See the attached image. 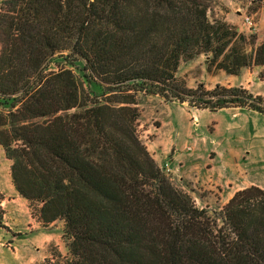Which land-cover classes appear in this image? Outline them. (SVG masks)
I'll list each match as a JSON object with an SVG mask.
<instances>
[{"label":"trees","instance_id":"16d2710c","mask_svg":"<svg viewBox=\"0 0 264 264\" xmlns=\"http://www.w3.org/2000/svg\"><path fill=\"white\" fill-rule=\"evenodd\" d=\"M213 2L5 1L0 147L32 215L65 222L72 258L55 264H264V189L238 191L219 214L200 209L138 135L139 94L264 115L247 91L190 89L178 75L204 55L264 80V41L212 19Z\"/></svg>","mask_w":264,"mask_h":264},{"label":"rangeland","instance_id":"374dc122","mask_svg":"<svg viewBox=\"0 0 264 264\" xmlns=\"http://www.w3.org/2000/svg\"><path fill=\"white\" fill-rule=\"evenodd\" d=\"M5 1L0 0V15L4 13ZM212 4V19L221 18L240 33L256 36L258 43L264 41V0H214ZM247 16L254 22L252 28L245 23ZM2 39L0 35V42ZM1 49L0 44V54ZM55 59L49 71H58ZM206 60L201 55L194 61L181 62L178 75L188 88L204 86L211 91L217 86L235 87L264 101L262 68L251 66L238 75H229L208 65ZM78 66L81 64L68 67L79 74ZM137 102L140 140L153 158L158 154L167 161L157 165L176 189L192 198L196 207L219 214L236 189H264V115L234 107L217 112L194 109L188 103L144 94L137 95ZM169 128L170 145L157 153V135L167 133ZM177 156L185 167H178ZM165 164H169L171 172ZM10 167L11 162L0 147V264H55L72 258L65 222L45 225L33 216L29 202L12 184ZM218 224L221 225L219 220ZM47 237L54 241L45 243Z\"/></svg>","mask_w":264,"mask_h":264},{"label":"crops","instance_id":"0c3cea01","mask_svg":"<svg viewBox=\"0 0 264 264\" xmlns=\"http://www.w3.org/2000/svg\"><path fill=\"white\" fill-rule=\"evenodd\" d=\"M228 110H230V109H234V108H227ZM224 110V109H223ZM169 131L167 132V133H158V135H157V138H156V141H155V148H156V150H157V153H159V151H161L162 152V150H166V149H168V145H170V137H169V132L171 131V129L169 128L168 129ZM171 133V132H170ZM154 160L156 161V163L158 164V165H162V164H164V163H166L165 162V160L164 159H162V158H160L159 156H158V154H155V156H154ZM175 160L176 161H178V167H185V165H184V163H182V159L180 158V157H175ZM249 186H251V185H249ZM248 187V186H247ZM243 188H239V189H236L234 192H232L230 195H229V197H228V199H227V201H226V203L228 202V201H230V199H232V197L235 195V193L236 192H238V191H240V190H242ZM17 200L18 201H20L21 202V198H19V196L17 197ZM48 241H54V239H53V237H51V238H49V237H47V238H45V243H47Z\"/></svg>","mask_w":264,"mask_h":264},{"label":"built area","instance_id":"2783aa9c","mask_svg":"<svg viewBox=\"0 0 264 264\" xmlns=\"http://www.w3.org/2000/svg\"><path fill=\"white\" fill-rule=\"evenodd\" d=\"M245 23L250 27L252 28L254 26V22L252 20V18L250 16H247L245 18ZM165 169L168 171V172H171V168L169 166V164H165Z\"/></svg>","mask_w":264,"mask_h":264}]
</instances>
